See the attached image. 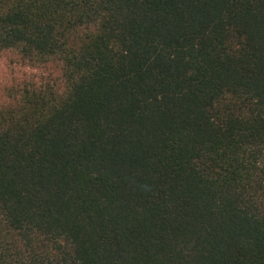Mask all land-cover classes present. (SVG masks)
<instances>
[{"label":"trees","instance_id":"obj_1","mask_svg":"<svg viewBox=\"0 0 264 264\" xmlns=\"http://www.w3.org/2000/svg\"><path fill=\"white\" fill-rule=\"evenodd\" d=\"M0 57V264H264V0H0Z\"/></svg>","mask_w":264,"mask_h":264},{"label":"rangeland","instance_id":"obj_2","mask_svg":"<svg viewBox=\"0 0 264 264\" xmlns=\"http://www.w3.org/2000/svg\"><path fill=\"white\" fill-rule=\"evenodd\" d=\"M21 73H23V68L18 67V69L16 68V70H14L9 64L8 57H0V104L2 103L1 100L4 98V87L10 84V80L13 76ZM32 73L38 75V77L44 76L40 71Z\"/></svg>","mask_w":264,"mask_h":264}]
</instances>
